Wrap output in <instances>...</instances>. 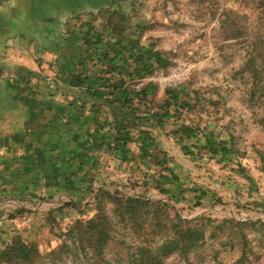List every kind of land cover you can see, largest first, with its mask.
Wrapping results in <instances>:
<instances>
[{
	"label": "trees",
	"instance_id": "1",
	"mask_svg": "<svg viewBox=\"0 0 264 264\" xmlns=\"http://www.w3.org/2000/svg\"><path fill=\"white\" fill-rule=\"evenodd\" d=\"M198 1L209 6L227 5L218 14L221 33L226 39L244 35L240 16L233 19L237 0ZM247 1L264 17V0ZM64 2L70 22L66 31L61 28L59 32L67 40L70 53L49 60L48 69L75 92L70 102L74 110L57 115V109L40 129L27 131L31 128L27 124L34 120L30 107L39 103L37 98L30 97L34 84L33 73L28 71L20 81L26 85L8 83L23 94H10L3 101L6 113L0 111V140L7 148L20 146V158L26 163L21 175L14 172L7 177L12 186L21 184L22 195L49 196L52 188L79 193L77 199L65 200L49 209V213L61 210L63 218L66 210L70 213L69 209H74L76 215L68 221L60 242L49 251L39 248L31 239L14 235L0 248V264H57L67 254L84 256L88 264H102L106 262L104 248L115 233L133 238L126 264H166V254L178 251L186 255L208 238L218 236L230 242L233 238L240 240L245 255L244 227H262L264 220L215 218L209 213L187 218L172 203L188 197L198 206L205 198H214L218 203L222 199L198 182L188 184L182 179L151 125L164 127L184 154L208 156L221 162L230 160L235 170L247 178L249 187L254 179L243 163L246 150L240 149L233 132L225 125L217 131L198 120L197 113L205 104L201 88L182 81L164 87L158 95L157 82L148 79L155 70H164L172 62L170 53L155 49L152 41L144 44L139 39L144 29L163 23L165 0ZM48 34L44 33L45 38ZM250 48L242 69L250 72L253 97L259 82L264 87V35L257 34ZM39 51L59 52L57 46L50 49L46 45ZM41 83L49 86L52 81L47 76ZM40 102L50 110L47 99ZM16 115L23 118L22 126L4 133L1 123ZM169 120L173 122L166 128ZM260 120L264 124V118ZM26 135H31L32 140H25ZM9 140L17 145L11 147ZM110 162L126 165L127 171L117 177L110 173L101 176L100 167L108 163L110 166ZM41 164L45 165L42 176L29 179L32 170ZM27 181L31 183L25 184ZM126 188L132 193H126ZM151 190L159 191L163 197L149 196ZM91 193L94 199L79 209L82 199ZM261 204L263 201H254L252 207ZM90 208L93 212L85 214ZM24 211L15 209L8 217Z\"/></svg>",
	"mask_w": 264,
	"mask_h": 264
},
{
	"label": "rangeland",
	"instance_id": "2",
	"mask_svg": "<svg viewBox=\"0 0 264 264\" xmlns=\"http://www.w3.org/2000/svg\"><path fill=\"white\" fill-rule=\"evenodd\" d=\"M64 1L37 0L30 3L28 0H0V81L8 76V67L1 65L7 61L3 50L13 43L28 45L30 51L46 45L50 49L57 46L61 55L68 52L67 40L59 32L61 28L66 31L70 22V12L66 10ZM165 1V6L168 4L170 8L169 18L155 25L153 31L162 37L160 42L169 50L171 59L182 56L191 64L184 81L201 88L204 93L205 104L197 113L200 123H209L217 131L225 125L233 132L240 149L246 150L243 163L254 179L249 187L247 178L235 170L230 160L221 162L208 156H189L175 141L165 139L161 145L168 150L173 167L182 179L188 184L198 182L222 199L218 203L214 198H205L198 206L188 197L172 203L187 218L209 213L215 218L229 216L240 221L264 220V124L260 120L264 118V87L262 81L259 82L260 87L252 97L250 72L242 69L251 49V41L257 34L264 35V17L259 16L252 2L237 0L233 19L237 20L240 16L238 20L245 33L226 39L219 28L218 14L227 5L209 6L196 0ZM244 13L246 17L242 16ZM44 33H49L47 38ZM4 86L0 84V111L4 101L3 88L7 89ZM158 87L163 89L160 84ZM108 188L112 189L113 186L108 185ZM125 192L132 193V190L126 188ZM148 194L163 197L156 190ZM65 198V195L61 196L62 200ZM258 200L263 204L252 207L254 201ZM35 202L29 205L39 203ZM9 203H0V209L15 206V203ZM37 206L34 212L43 208L42 216H39L41 213L37 214L39 217L29 213V223L22 230L26 238L49 251L60 242L68 221L76 215L75 210L69 209L70 213L64 210L66 216L63 218L61 210L49 213L45 202ZM79 209H82V204ZM91 212L93 209L90 208L85 214L90 215ZM244 229L247 238L245 255L242 254L240 240L233 238L230 242L218 236L208 238L199 248L186 255L172 251L164 256V261L166 264H264V226L255 224ZM132 245V236L115 233L104 248L106 262L102 264H126ZM82 257L63 255L57 264H88V260Z\"/></svg>",
	"mask_w": 264,
	"mask_h": 264
},
{
	"label": "crops",
	"instance_id": "3",
	"mask_svg": "<svg viewBox=\"0 0 264 264\" xmlns=\"http://www.w3.org/2000/svg\"><path fill=\"white\" fill-rule=\"evenodd\" d=\"M196 1L199 2L198 0ZM165 8H166V14L164 16V20H167V18H169L168 14L170 12L169 10L170 8L168 9V4L167 7L165 6ZM194 9H196V6ZM154 27L155 26L144 29V31L140 34V38H139L141 43L147 44L146 42L151 43L152 41L154 43L155 49H159L160 51L163 52L165 51L169 53V50L165 48V46L160 42L162 37H160L158 33H155L153 31ZM39 50L40 48H38L37 50L35 48L30 51L28 45L13 43L11 47L8 46L3 50L5 53L4 55L7 56L6 58L5 57L4 58L7 61L1 64L2 66L8 67L7 68L8 76L0 81L2 87L4 85H5L4 87H7V89L3 88L4 102L6 98L8 99L10 94L13 96H17L19 94L18 97L21 96V94H23L22 91L19 92L17 89H14L12 86L8 85V83L12 84L15 81L16 84L19 86L26 85L23 82H20L21 79L28 73V71L33 73L32 82L34 84L33 85L34 92L33 95L30 97L37 98L39 103L33 107H30V110H34L33 118H32L34 120L29 121V123L27 124V126L29 127L31 126V128H28L27 130L29 132L40 129L44 121H47L48 119H52V116L56 114L57 109L59 111V114L57 113V115L63 114V111L72 112V110H74V107L71 106L70 102L72 101L75 92L73 91L72 88H69L67 85H65L62 82L61 78H59L57 75H55V73H53L48 69L50 64L49 60L55 59L56 57H58L57 55L59 56L68 55L70 53V47L68 48V52L62 55L59 52H56L57 54L55 53L51 54L48 52L43 54ZM39 56H41L42 58ZM51 65L53 66V64ZM47 76L52 81V83H50L49 86H45L41 83L43 77H47ZM162 90L163 89H159L158 95L161 94ZM44 99H47V101L51 103L50 110H47L45 105H43L40 102L41 100ZM2 107H4V105ZM1 113L2 114L6 113L3 110V108L1 110ZM183 115H185V113H183ZM22 121L23 118L20 115H16L13 117L11 116L8 122L1 123V125L4 126L3 127L4 133L6 131H10L14 126L15 127L22 126L23 123ZM171 122H173V120H169L167 123H165V127L169 128L171 126ZM150 128L157 137V140L159 141L160 145L164 142L165 139L175 141L173 137L168 136L165 133L166 129L164 127L160 128L158 126L151 125ZM30 136L26 135L24 139L27 141L32 140L31 138L29 139ZM9 145L12 147L17 144L12 142V140H9ZM16 148L17 149L7 148V146L3 144L0 140V203L2 202L5 204L7 203L10 204L9 202L15 203V206L7 207L4 208L3 210L0 209V248H2L14 235L19 234L23 238L27 237L24 234L22 228L26 227V224L29 223V219H30L29 213H31L33 216L36 215V217L42 216L43 208H40L38 212H34L35 211L34 208L38 207L37 205L40 204L41 202L47 203L46 208L49 210L50 208L61 204L65 200H70L72 198L77 199V197L80 196L79 193H71L69 190H65L61 188H58L56 190H53L54 188L49 189V192H52L51 195L44 197L40 195L32 196L31 194H27V193L22 195L21 184H19L18 187H15L12 186L13 185L12 183L8 182L9 180H6L7 177L12 176L11 173L18 172L21 175L25 169V165H26L25 160L20 158V156H22L21 147L17 146ZM164 149L168 152L166 148ZM108 164L100 167L101 176H103L104 174L106 175L107 173H110L111 176L113 175L115 177L124 175L126 170L125 169L126 165L124 164L118 165L113 162H110V166H108ZM5 165L8 166L5 167ZM43 167H45V165L41 164L37 167V169H33L31 175L29 174L30 175L29 179H32L34 175L41 177L43 174ZM31 181L30 182L27 181L25 184H30ZM47 191L48 190H46L45 192ZM62 195L66 196V198L63 200L61 199ZM93 199L94 198L92 197V193L89 194L84 199H82L80 203L82 204V209L85 207V204L87 202L92 201ZM35 201L39 203H37L36 205L31 204L32 206L29 205L30 202L33 203ZM20 208L25 209L26 211H24L22 214H17L13 218L8 217V213L10 211ZM38 213H41V215L37 216ZM33 223H30V225H32Z\"/></svg>",
	"mask_w": 264,
	"mask_h": 264
},
{
	"label": "built area",
	"instance_id": "4",
	"mask_svg": "<svg viewBox=\"0 0 264 264\" xmlns=\"http://www.w3.org/2000/svg\"><path fill=\"white\" fill-rule=\"evenodd\" d=\"M191 69L189 61L182 57L176 56L172 59L170 65L163 69L155 70L148 79L155 80L158 84L164 87H172L184 81Z\"/></svg>",
	"mask_w": 264,
	"mask_h": 264
},
{
	"label": "flooded vegetation",
	"instance_id": "5",
	"mask_svg": "<svg viewBox=\"0 0 264 264\" xmlns=\"http://www.w3.org/2000/svg\"><path fill=\"white\" fill-rule=\"evenodd\" d=\"M3 1H5V0H3ZM32 1H37V0H28V2H30V3H32Z\"/></svg>",
	"mask_w": 264,
	"mask_h": 264
}]
</instances>
